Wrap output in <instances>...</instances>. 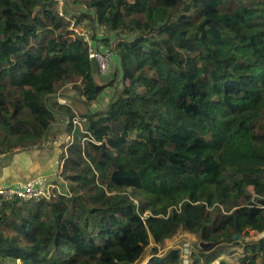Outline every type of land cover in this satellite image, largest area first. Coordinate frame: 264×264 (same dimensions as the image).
Returning a JSON list of instances; mask_svg holds the SVG:
<instances>
[{"label": "trees", "instance_id": "obj_1", "mask_svg": "<svg viewBox=\"0 0 264 264\" xmlns=\"http://www.w3.org/2000/svg\"><path fill=\"white\" fill-rule=\"evenodd\" d=\"M55 2L0 0V159L42 147L61 119L73 138L69 195L0 208V264H136L178 228L213 244L194 264L241 240L239 264H264V0H75L78 19L114 35L98 44L119 86L117 73L99 83ZM70 82L80 117L55 98ZM108 87L107 109L91 111Z\"/></svg>", "mask_w": 264, "mask_h": 264}, {"label": "rangeland", "instance_id": "obj_2", "mask_svg": "<svg viewBox=\"0 0 264 264\" xmlns=\"http://www.w3.org/2000/svg\"><path fill=\"white\" fill-rule=\"evenodd\" d=\"M54 8L59 12V9L63 11V14L65 15L66 22L69 24L68 19H76L79 23H81L82 30L89 33V35L92 37L94 42L100 43V39H105L107 36H110L106 32V29L102 26L96 25L93 26L92 23L88 18L78 19V16L86 11V6L82 4H76L75 0H56ZM69 31V32H68ZM66 32L71 34V37H77L76 35H73L72 32L69 29V25H67ZM65 32V33H66ZM67 36V35H66ZM111 40L114 42L115 38L114 35L110 36ZM96 38V39H95ZM99 38V40H98ZM102 49L107 50L105 47H102ZM119 61L115 55L111 56V70L106 75H99L98 81L99 83L105 82V79L109 78V76L113 73L119 74ZM120 75H118V79L116 80V85L119 86L120 81ZM102 81V82H101ZM75 82H70L66 84L61 90H59L58 94L55 96L57 101L60 104L70 106L76 115L80 117L82 114L87 112V108L79 101V98L77 97V92L75 90ZM115 93L114 87H108L105 92L99 97L97 102L90 108L91 111H104L107 109L113 95ZM77 120L81 123L80 119L77 118ZM70 123V121L60 120L56 126L59 127L61 132V135L64 133V130H67V126ZM73 126L77 127L78 124H75L73 122ZM68 134V131H67ZM65 135V134H64ZM69 135V134H68ZM73 138H67L64 142H72ZM50 178L56 179L59 176V172L55 171L53 172ZM60 184V183H59ZM61 187L63 192L68 194V185L66 182H61ZM247 238V241H257L260 239V237L256 236L252 231L250 232V235ZM203 242L201 238L198 235L191 234L187 232L186 230L182 228H178L177 231L174 233V235L166 239L163 244L158 245L155 244V242L152 240L150 246H148L145 250V254L142 258L141 264H147L146 262H149L151 259L150 256L156 255V256H164L166 255L170 250L173 249H179L182 252V258L183 263L182 264H194V260L192 258L193 253H197L199 249H202L200 247V243ZM245 241H238L231 244L222 243L217 246H214L212 251H220L222 253V256L218 258V260L212 264H219L221 260H225L230 264H239L241 262V258L243 257V247ZM152 247L156 248V251L153 252L151 250ZM260 264V263H257Z\"/></svg>", "mask_w": 264, "mask_h": 264}, {"label": "crops", "instance_id": "obj_3", "mask_svg": "<svg viewBox=\"0 0 264 264\" xmlns=\"http://www.w3.org/2000/svg\"><path fill=\"white\" fill-rule=\"evenodd\" d=\"M57 124L52 129V137H49L42 147L20 149L0 159V184H12L20 180L30 179L36 175L52 177L51 175L55 171L59 172V176L54 180L64 181L60 176L62 168L60 156L63 150H66L68 144L71 143L70 141L64 142L65 139L72 136L67 134V130H64L61 135L63 131L56 126ZM142 258L136 264H141Z\"/></svg>", "mask_w": 264, "mask_h": 264}, {"label": "built area", "instance_id": "obj_4", "mask_svg": "<svg viewBox=\"0 0 264 264\" xmlns=\"http://www.w3.org/2000/svg\"><path fill=\"white\" fill-rule=\"evenodd\" d=\"M59 13L63 16V11L60 9ZM68 21L72 34L82 38L87 43L90 59L95 60L98 74L103 76L108 74L111 70V56L113 53L100 48L89 33L82 30L81 23L76 19H68ZM73 122L80 125L77 119ZM61 182L64 183V181L58 182L48 176L36 175L30 179L20 180L12 184H0V208L4 203L15 200L39 202L41 200H52L58 195H69V193L63 192Z\"/></svg>", "mask_w": 264, "mask_h": 264}, {"label": "water", "instance_id": "obj_5", "mask_svg": "<svg viewBox=\"0 0 264 264\" xmlns=\"http://www.w3.org/2000/svg\"><path fill=\"white\" fill-rule=\"evenodd\" d=\"M91 64H92V66L94 67V68H96V62H95V60H91ZM212 243H205V242H201L200 243V247L202 248V249H204V250H207V249H209V248H211L212 247ZM151 250L153 251V252H155L156 251V248L155 247H152L151 248ZM128 264V263H127Z\"/></svg>", "mask_w": 264, "mask_h": 264}]
</instances>
